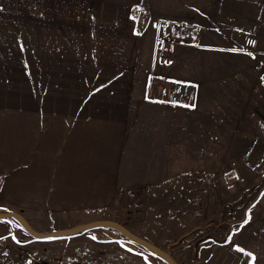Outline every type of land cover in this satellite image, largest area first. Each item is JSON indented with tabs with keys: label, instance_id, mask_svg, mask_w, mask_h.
<instances>
[{
	"label": "crops",
	"instance_id": "obj_1",
	"mask_svg": "<svg viewBox=\"0 0 264 264\" xmlns=\"http://www.w3.org/2000/svg\"><path fill=\"white\" fill-rule=\"evenodd\" d=\"M250 1L0 0V30L15 32L9 38L17 46L61 49L42 60L23 55V63L71 64V107H20L18 123L0 131L7 202L26 215L58 214L110 206L120 192L154 191L171 167L172 136L158 119L159 107H172L173 80L195 107H264L261 51L240 53L242 66L238 51L230 55L213 40L181 44L164 62L156 50H142L155 28L136 18L156 19L157 37L173 26L187 36L208 16H227L234 30ZM145 64L155 67L144 71Z\"/></svg>",
	"mask_w": 264,
	"mask_h": 264
},
{
	"label": "rangeland",
	"instance_id": "obj_2",
	"mask_svg": "<svg viewBox=\"0 0 264 264\" xmlns=\"http://www.w3.org/2000/svg\"><path fill=\"white\" fill-rule=\"evenodd\" d=\"M250 2L234 30L227 16H208L187 36L173 26L157 37L158 21L137 15L139 25L155 28L147 35L156 34L142 50L168 62L181 44L217 40L230 55L238 51L243 66L240 53L264 54V1ZM15 34L0 30V131L18 123L20 107H71V64L22 62L61 49L20 48L9 38ZM162 40L173 43L168 56ZM178 85L171 81L166 93L172 107H159L160 130L172 136L162 183L116 193L101 209L58 214L26 215L0 192V264H264V107H195ZM2 141L0 134V149Z\"/></svg>",
	"mask_w": 264,
	"mask_h": 264
},
{
	"label": "built area",
	"instance_id": "obj_3",
	"mask_svg": "<svg viewBox=\"0 0 264 264\" xmlns=\"http://www.w3.org/2000/svg\"><path fill=\"white\" fill-rule=\"evenodd\" d=\"M160 49L163 53H166V55L168 56V52L172 51V49H173V43H171L167 40H162L160 42Z\"/></svg>",
	"mask_w": 264,
	"mask_h": 264
},
{
	"label": "trees",
	"instance_id": "obj_4",
	"mask_svg": "<svg viewBox=\"0 0 264 264\" xmlns=\"http://www.w3.org/2000/svg\"><path fill=\"white\" fill-rule=\"evenodd\" d=\"M77 231H79V230H77Z\"/></svg>",
	"mask_w": 264,
	"mask_h": 264
}]
</instances>
